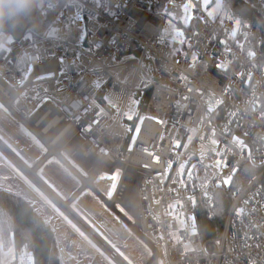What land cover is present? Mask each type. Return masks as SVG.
I'll use <instances>...</instances> for the list:
<instances>
[{"label":"built area","instance_id":"1","mask_svg":"<svg viewBox=\"0 0 264 264\" xmlns=\"http://www.w3.org/2000/svg\"><path fill=\"white\" fill-rule=\"evenodd\" d=\"M257 1L264 9V0ZM183 3L44 0V9L57 14L56 34L49 35V28L33 39L0 38L7 43L0 48V100L45 147L41 157L33 151L39 158L33 167L55 155L81 185L66 184L72 192L67 200L19 168L78 223L82 216L72 200L88 189L81 201L91 208L94 193L104 198L94 184L98 175L119 173L111 201L150 240L154 253L147 264H160L158 245L166 264H264V65L254 59L245 23L243 45L231 36L232 13L219 21L197 7L187 44L164 38L167 14L180 19ZM122 65L118 77L112 69ZM133 96L135 119L127 117ZM45 114L72 133L83 154L51 146L39 128ZM140 115L129 147L125 123L135 124ZM248 162L259 171L238 192L219 234L203 239L196 210L212 206L216 191L228 190L225 181ZM46 167L55 172L59 166ZM100 246L118 264H132L112 245ZM58 247L65 262L82 255L73 239L58 241Z\"/></svg>","mask_w":264,"mask_h":264},{"label":"rangeland","instance_id":"2","mask_svg":"<svg viewBox=\"0 0 264 264\" xmlns=\"http://www.w3.org/2000/svg\"><path fill=\"white\" fill-rule=\"evenodd\" d=\"M220 3L222 5V9L224 12H226L228 15L232 13L234 15L233 19L234 22L236 19H239L241 21L240 27L237 31V34L235 37L231 36L241 45L245 43L246 38L241 35V33L244 31V28H242V19L235 15V13L230 10L229 6L226 5V0H220ZM215 6V0H213V3L209 5L208 11H210ZM183 8V6H182ZM185 15V13H184ZM183 15V16H184ZM182 16V17H183ZM174 15L167 14L164 26L161 31V35L170 40L174 44H178L179 46H184V44L188 43V35L186 32V28L191 25L193 20L189 22L188 24H185L182 22V17L180 19L173 18ZM226 16H222L220 13H217L214 18H217L219 21H222ZM57 26H53L50 28L49 35L56 34ZM173 29H179L185 33V43H179L178 40L173 39ZM246 30L248 32L249 37L251 36L252 32L248 29L246 26ZM11 38H7V42H10ZM7 43H1L0 48H6ZM129 58V55L123 56L117 63H122L126 59ZM125 66H119L117 68H113L112 71L115 75L118 77H121L125 71ZM128 79V75L126 76L125 80ZM138 103V99L133 96L128 104L127 109V117H132L135 119L136 112L135 108ZM134 111V113H133ZM142 117L143 115H140L137 119L136 123H128L126 122L125 125L127 126V129L131 133V138L129 141V147L132 146L134 143L137 134L139 131L137 129H140L141 123H142ZM0 138L18 155L20 156L28 165L34 166L38 159L34 152H37L39 156L41 157L45 152V147L42 144V142L33 134H29L28 128L22 124L18 116H16L15 113H13L1 100H0ZM203 152V150H202ZM72 162L71 158H69ZM74 163V162H72ZM19 163H17L15 160L11 159V157L5 153L0 148V186L9 190H13L15 192L23 193L26 196H29L30 198H33L38 202L39 204H43L46 207H49L50 205H53L52 202H54L49 196L45 194L43 190L40 189L18 166ZM46 165L49 166H59L55 172L48 169ZM46 165H43L37 169L38 174L57 192L60 193V195L64 199H70L72 196V192H70V189L67 188L66 184H70L72 187H75L77 189L81 185V180L75 175V173L57 156H52L48 159L46 162ZM21 166V165H20ZM113 176L106 172H102L98 175V177L95 180V186L96 188L102 193V195L107 200H112L114 190L113 184H117L118 176L116 179H113ZM232 178H228L227 181L229 185L231 184ZM111 192V195L109 193ZM89 194L88 189H84L81 194L74 198L71 202L72 207L93 227L99 231L100 233H105L106 226L105 224L109 220H116L119 218L118 214L114 209H111L109 207L106 209L104 207L105 201L100 198L96 193H94L90 199H89V205L92 209L95 211H99L103 216L105 217V220L102 221L99 219V216L94 213V211L90 207H86L83 202H81V198L87 197ZM55 203V202H54ZM56 207H58L56 205ZM115 208L128 220L131 222H134V217L127 212L121 205L116 203ZM59 209V208H58ZM63 219L67 217L63 216ZM55 231V230H54ZM77 239H78V245L82 241V246L85 250H90L97 252V257L99 260H101L102 264H115L114 262L110 261L108 257L106 259H103V250L100 249L89 237H84L81 233L77 232ZM120 242H115L112 240H109L111 244H113L121 253V255L127 259L132 264H147V262L152 258L153 256V249L151 246L145 242V240L136 234L133 236L130 240L126 241L125 238L121 237ZM123 239V240H122ZM159 247V263L160 264H166L164 255L162 253V248L160 245ZM89 251V253H92ZM13 259H18L20 264H34V258L31 252L26 250L24 247L17 251L16 247L13 242V236H11V239L6 240L4 238H0V264H10V262ZM66 264H72L70 262H66ZM75 264V263H73ZM81 264H91L89 261V258L87 256H84L81 259Z\"/></svg>","mask_w":264,"mask_h":264},{"label":"trees","instance_id":"3","mask_svg":"<svg viewBox=\"0 0 264 264\" xmlns=\"http://www.w3.org/2000/svg\"><path fill=\"white\" fill-rule=\"evenodd\" d=\"M245 1L264 14L257 0ZM226 5L252 32L249 37L251 51L256 62L264 65V25L258 15L242 0H226ZM56 17L55 12L44 9V0H0V38H36L53 26ZM192 24L186 28L188 37L195 28ZM258 171L254 164L248 162L232 178L228 190L216 191L212 206H200L196 210L195 226L203 239L219 234L238 192ZM11 236L17 251L24 247L31 252L34 264H66L61 258L53 227L27 199L0 186V238L9 240Z\"/></svg>","mask_w":264,"mask_h":264},{"label":"crops","instance_id":"4","mask_svg":"<svg viewBox=\"0 0 264 264\" xmlns=\"http://www.w3.org/2000/svg\"><path fill=\"white\" fill-rule=\"evenodd\" d=\"M39 169V168H37ZM50 186V185H49ZM51 187V186H50ZM52 188V187H51ZM53 189V188H52ZM42 190V189H41ZM55 190V189H54ZM56 191V190H55ZM19 193V192H17ZM22 197H24L25 199H27L32 206L35 208V210H37L42 216L43 218L53 227V229L56 232V235L58 237V241H62L64 243H67L70 239H73V247L74 249H78L82 251V255L79 258L78 261H67L70 263H75V264H81V259L84 256H87L89 258V261L91 264H102L101 260L98 259L97 257V252L98 251H91L90 250H85L82 246V241L80 242V244L78 245V239H77V232L81 233L84 237H89L100 249L103 250V259H106L108 257V259L112 262H114L115 264H118L116 261L112 260L107 252L101 248L100 246V242H98L93 236H91L90 232L85 229L80 223H78L75 219H73L70 215H68V213H66L61 207H59L56 203L52 202L53 205H50L49 207H46L43 204H39L38 202H36V200H34L33 198H30L29 196L24 195L23 193H19ZM46 194V193H45ZM60 194V193H59ZM47 195V194H46ZM48 196V195H47ZM71 198V197H70ZM102 198V197H100ZM105 198V197H104ZM105 201V205L104 207L106 209H108L109 211V207L111 209H114L116 211V213L118 214L119 218L116 220H109L105 226H106V231L105 233H100L99 231H97L93 225H91L90 223H88L83 217V219L105 240L107 241V243H109L110 245H112L114 248H116L113 244H111L109 242V240L115 241V242H120V238L123 237L126 239V241L130 240L133 236H135L136 234H138L139 236H141L146 243H148L151 248H152V244L150 242L149 239L145 238L139 231L138 229L135 227L134 222H131L130 220H128L125 216H123L116 208V205H111L110 201L111 200H107L106 198L104 199ZM69 200V199H67ZM82 202V201H81ZM56 205L58 207H56ZM59 208V209H58ZM92 209V208H91ZM95 212L98 213L99 219L104 221L105 217L103 216V214H101L99 211H95L94 209H92ZM65 214L67 217H65V215H63L65 217V219H63L62 214ZM123 240V239H122ZM117 249V248H116ZM153 249V248H152ZM118 250V249H117ZM89 251H91L92 253H89ZM119 251V250H118ZM120 252V251H119ZM121 254V253H120Z\"/></svg>","mask_w":264,"mask_h":264},{"label":"bare ground","instance_id":"5","mask_svg":"<svg viewBox=\"0 0 264 264\" xmlns=\"http://www.w3.org/2000/svg\"><path fill=\"white\" fill-rule=\"evenodd\" d=\"M39 128L42 129V131L45 133L44 136L49 141H51L52 147H67L71 151L76 150L78 154L82 153L81 148L79 147L78 140L73 137L72 133L70 131L65 132L63 130V124L61 122H58L57 119H54L49 114H45L43 117V120L39 122ZM0 148L7 153L13 160H15L17 163H21L19 159H17L8 149L5 148V146L0 143ZM83 154V153H82ZM82 159L86 161L87 163H93L95 162L94 157H87L82 156ZM20 166V165H19ZM21 167L25 170V172L34 178V171L37 172V167H27L25 165H21ZM129 197L132 199H135V195L128 191ZM67 203V202H66Z\"/></svg>","mask_w":264,"mask_h":264},{"label":"snow or ice","instance_id":"6","mask_svg":"<svg viewBox=\"0 0 264 264\" xmlns=\"http://www.w3.org/2000/svg\"><path fill=\"white\" fill-rule=\"evenodd\" d=\"M213 3V0H184L183 3V10L185 15L182 17V22L185 24H188L189 22H191L192 20H194L195 14L194 11L197 7L201 8L202 10L206 11L207 16L208 17H214L217 13H220L222 16H227L228 19H232L231 16H228V14L226 12L223 11L222 9V5L220 3V0H215V6L208 11V7L209 5H211ZM169 15H172L171 13H169ZM175 18V17H173ZM241 21L239 19H236L234 22V27H233V31H232V36L235 37L237 34V31L240 27ZM173 39L178 40L179 43H185V33L179 29H173ZM14 43V41H13ZM11 49L7 50L6 52H10ZM195 59V57H194ZM217 67H221V65H217ZM131 118V117H129ZM137 131H139V129H137ZM119 175V173L116 174V176H113V179L115 180L116 177ZM226 183L228 181H225ZM115 184H113V188H115ZM109 195H111V192L109 193ZM239 214V211L238 213Z\"/></svg>","mask_w":264,"mask_h":264},{"label":"water","instance_id":"7","mask_svg":"<svg viewBox=\"0 0 264 264\" xmlns=\"http://www.w3.org/2000/svg\"><path fill=\"white\" fill-rule=\"evenodd\" d=\"M244 2V4H246L247 6H249L250 9H252L259 17L260 21L262 22V24L264 25V14L256 9L255 7H253L251 4H249L247 1L242 0ZM0 143H2L6 149H8L17 159H19V161L21 163H19V165H25L27 167H30L20 156H18L1 138H0ZM12 159V158H11ZM18 166V164H17ZM19 167V166H18ZM33 167V166H31ZM35 168V167H34ZM35 183H37V185H39L42 189H45V191H48L51 194H54V190L49 186V184L36 172L34 171V178L29 176ZM111 205H114V203L112 201H110ZM65 208H69L70 211L71 207L69 205V201H67V203L64 205ZM77 219L79 220V223L85 228L87 229L91 236H93L98 242H100L102 245H107L109 243H107V241H105L85 220H83L81 217H77Z\"/></svg>","mask_w":264,"mask_h":264}]
</instances>
